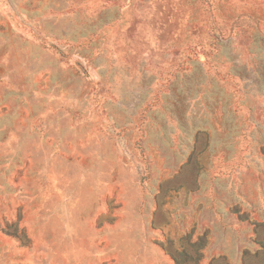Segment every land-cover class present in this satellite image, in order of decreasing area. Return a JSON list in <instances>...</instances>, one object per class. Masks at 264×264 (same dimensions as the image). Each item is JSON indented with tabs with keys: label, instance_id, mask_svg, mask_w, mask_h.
I'll return each instance as SVG.
<instances>
[{
	"label": "rangeland",
	"instance_id": "1",
	"mask_svg": "<svg viewBox=\"0 0 264 264\" xmlns=\"http://www.w3.org/2000/svg\"><path fill=\"white\" fill-rule=\"evenodd\" d=\"M198 239L264 264V0H0V264Z\"/></svg>",
	"mask_w": 264,
	"mask_h": 264
},
{
	"label": "trees",
	"instance_id": "2",
	"mask_svg": "<svg viewBox=\"0 0 264 264\" xmlns=\"http://www.w3.org/2000/svg\"><path fill=\"white\" fill-rule=\"evenodd\" d=\"M198 240L199 241L197 244H192V246H191L193 249H195L193 252H187V250H186L183 253H181L179 255V257L174 256L175 264H185L186 261L194 262V260L198 264V261L199 262L201 261V259H202V252L201 251L203 250L204 241H203V239H198ZM242 255H243L242 261L244 262L247 260L248 252H243ZM194 256H196V259ZM210 264H227V257L221 256L219 258L212 259L210 261Z\"/></svg>",
	"mask_w": 264,
	"mask_h": 264
}]
</instances>
